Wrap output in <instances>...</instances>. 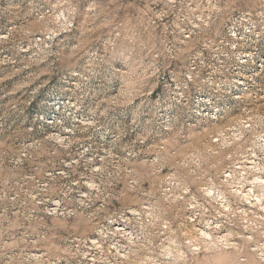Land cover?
<instances>
[{
  "label": "rangeland",
  "instance_id": "374dc122",
  "mask_svg": "<svg viewBox=\"0 0 264 264\" xmlns=\"http://www.w3.org/2000/svg\"><path fill=\"white\" fill-rule=\"evenodd\" d=\"M73 128L69 145L50 138ZM261 132L264 0H0V264H85L79 241L146 203L159 230L186 229ZM260 221L239 250L177 233L180 264H264Z\"/></svg>",
  "mask_w": 264,
  "mask_h": 264
},
{
  "label": "bare ground",
  "instance_id": "6f19581e",
  "mask_svg": "<svg viewBox=\"0 0 264 264\" xmlns=\"http://www.w3.org/2000/svg\"><path fill=\"white\" fill-rule=\"evenodd\" d=\"M55 104L58 106L57 102ZM47 123L53 127V118H49ZM86 124H90V122ZM74 131V128L72 130L58 129L57 132L51 133L50 138L61 144L69 145L72 142L71 138L74 136ZM218 140V138L214 139V141ZM100 156L104 155L100 154ZM100 160H103V158ZM93 170V172H100L102 167L95 165ZM222 177L221 181L228 184H225L227 185L226 190H220V187L219 190H215L214 186L204 189L208 198L207 204L217 211L218 217H215V214L211 215L214 216V221L209 220L207 223L200 220L198 218L199 212L203 211L201 216L205 217L209 216L211 211L207 205L197 199L195 203L191 204V209L197 211V216H188L191 223L187 226L189 228L191 226V228L182 229L183 225L186 226V223L178 224L179 228H177L186 241L184 243H189L188 247H194L192 248L193 251L200 250L201 245H204V247L210 246V248L214 246L239 250L240 240L246 242L256 241L255 236L246 232L254 230L259 224L261 225L260 220H264V160L254 158L239 161L230 166ZM86 181L88 190L99 188L94 179L87 178ZM77 183L74 184L77 185ZM170 191L165 193V196L169 199L168 202H180L179 199H184L183 195L178 197V195L170 194ZM78 196L79 202L85 203V198L88 197L87 191H81ZM62 207L63 202L60 199L54 200L50 204L49 210L52 214H56L62 212ZM167 219L165 217L164 222L165 228L169 231L165 232L166 230L161 228L160 233L158 221L163 220L162 214L155 210L152 203H146L142 207L129 208L123 212L120 221L118 220L115 224H112L111 221L110 224L98 227L96 237L86 238L78 249L83 252L82 256L83 260L86 261L85 264H125L132 258L138 257V252L144 249L147 250H145V258L141 259L142 261L135 259L134 262H139V264H170L171 262H173L172 264H180L181 261H185L187 258L186 251H184V245H182L180 239H177L179 238L177 234L179 232L172 227L173 225H169L170 222ZM150 226L154 227L153 231L149 230ZM158 233H160V236H158ZM163 235H166L168 239L166 245ZM157 237H160V239L157 240ZM159 250L161 253L158 252ZM250 250L253 256L264 263V235L263 242L252 245ZM231 256H224L223 259L229 262ZM35 257H38V255L35 254ZM173 258L174 261H172ZM243 260L251 262V258L250 260L249 258ZM254 260L259 261L255 258Z\"/></svg>",
  "mask_w": 264,
  "mask_h": 264
},
{
  "label": "built area",
  "instance_id": "2783aa9c",
  "mask_svg": "<svg viewBox=\"0 0 264 264\" xmlns=\"http://www.w3.org/2000/svg\"><path fill=\"white\" fill-rule=\"evenodd\" d=\"M252 33V30H246L244 31L243 35H244V38L245 40H249V36L251 35ZM241 38V37H240ZM245 43V42H244ZM246 56H249V54H245ZM239 62L243 63V62H247V59L245 58H242ZM251 124H248L247 125V128L250 127ZM220 139V138H218ZM251 146H249L245 153L241 155V158L237 161H243L245 159L247 160H250V159H257V160H264V132H261V133H258V135L255 136V140H253V142H251L250 144ZM230 170V169H229ZM69 211V209L67 210ZM121 220V218H120ZM119 220V221H120ZM149 221V220H148ZM117 222V221H116ZM116 222L113 223L112 221V224H115ZM109 223V222H108ZM111 223V222H110ZM109 223V224H110ZM86 238L84 239H81L79 241V245L85 240ZM78 245V247H79Z\"/></svg>",
  "mask_w": 264,
  "mask_h": 264
}]
</instances>
